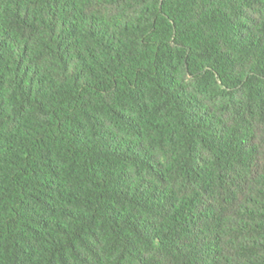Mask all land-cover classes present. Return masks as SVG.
<instances>
[{
    "label": "trees",
    "instance_id": "obj_1",
    "mask_svg": "<svg viewBox=\"0 0 264 264\" xmlns=\"http://www.w3.org/2000/svg\"><path fill=\"white\" fill-rule=\"evenodd\" d=\"M0 264H264V0H0Z\"/></svg>",
    "mask_w": 264,
    "mask_h": 264
}]
</instances>
